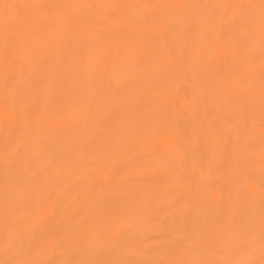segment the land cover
Instances as JSON below:
<instances>
[{
	"label": "bare ground",
	"instance_id": "6f19581e",
	"mask_svg": "<svg viewBox=\"0 0 264 264\" xmlns=\"http://www.w3.org/2000/svg\"><path fill=\"white\" fill-rule=\"evenodd\" d=\"M0 264H264V0H0Z\"/></svg>",
	"mask_w": 264,
	"mask_h": 264
}]
</instances>
